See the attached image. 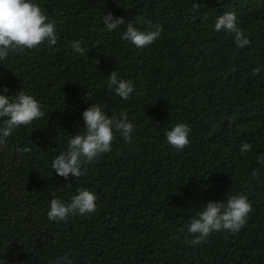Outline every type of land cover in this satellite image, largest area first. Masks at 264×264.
Segmentation results:
<instances>
[{"label":"trees","instance_id":"1","mask_svg":"<svg viewBox=\"0 0 264 264\" xmlns=\"http://www.w3.org/2000/svg\"><path fill=\"white\" fill-rule=\"evenodd\" d=\"M55 23L56 45L11 53L0 62V88L26 90L45 112L0 142V259L4 264H264V0H37ZM234 12L250 43L237 48L215 18ZM123 18L107 32L102 16ZM128 22L160 37L137 48L121 39ZM80 40L83 55L70 41ZM117 71L134 82L122 100L106 87ZM86 91L108 115L134 125L131 142L82 165L74 179L50 168L82 129ZM184 122L190 142L169 145L166 129ZM242 142L251 148L238 150ZM28 147V152L18 148ZM255 170V175L253 171ZM96 193L94 213L47 218L53 197ZM244 195L247 222L212 232L198 245L187 223L201 205Z\"/></svg>","mask_w":264,"mask_h":264},{"label":"clouds","instance_id":"2","mask_svg":"<svg viewBox=\"0 0 264 264\" xmlns=\"http://www.w3.org/2000/svg\"><path fill=\"white\" fill-rule=\"evenodd\" d=\"M101 19L107 32L118 30V26L125 23L123 18L113 17L110 13H105ZM214 29L231 33L237 48H243L250 43L238 26L234 12L225 11L217 16ZM160 35V26L142 31L132 22H128L121 33V39L137 48H143L152 44ZM57 40L56 25L37 0H0V62L8 59L11 53L41 45L53 46ZM70 45L74 53H85L80 40H72ZM106 87L122 100H127L135 91L134 82L122 78L115 70L108 73ZM5 93H8L7 86L0 88V142L13 135L17 129L28 126L45 115L41 102L26 90ZM83 99L85 103H91L81 113L83 125L78 129L82 131L70 135L66 140L65 149L59 151L50 162L52 172L65 179L70 174L74 179L82 176L83 164L109 152L117 132L125 142L132 140L134 125L125 115H108L104 105L94 100L90 91L85 92ZM164 136L166 142L174 149L182 150L190 142V128L184 122H177L165 130ZM250 148L249 142H242L238 146L241 153L249 151ZM17 151L28 152L29 148H18ZM256 162L264 166V153L256 156ZM255 174L254 170L253 175ZM96 201L95 192L79 188L67 201L60 197L51 198L46 215L50 221L63 222L72 215L94 213L97 208ZM250 211L251 203L244 195L234 194L222 201H208L199 207L196 216L187 223L186 232L192 237L188 243L198 245L205 241L210 233L221 230L238 232L247 222ZM0 264H4L3 259H0ZM55 264H72V260L68 255H64L57 258Z\"/></svg>","mask_w":264,"mask_h":264}]
</instances>
